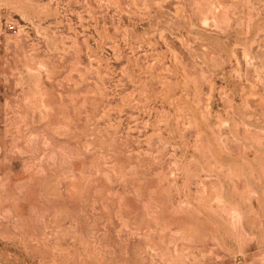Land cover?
<instances>
[{
  "label": "rangeland",
  "instance_id": "rangeland-1",
  "mask_svg": "<svg viewBox=\"0 0 264 264\" xmlns=\"http://www.w3.org/2000/svg\"><path fill=\"white\" fill-rule=\"evenodd\" d=\"M0 264H264V0H0Z\"/></svg>",
  "mask_w": 264,
  "mask_h": 264
},
{
  "label": "built area",
  "instance_id": "built-area-1",
  "mask_svg": "<svg viewBox=\"0 0 264 264\" xmlns=\"http://www.w3.org/2000/svg\"><path fill=\"white\" fill-rule=\"evenodd\" d=\"M14 27H13V25H10V29H13Z\"/></svg>",
  "mask_w": 264,
  "mask_h": 264
},
{
  "label": "bare ground",
  "instance_id": "bare-ground-1",
  "mask_svg": "<svg viewBox=\"0 0 264 264\" xmlns=\"http://www.w3.org/2000/svg\"><path fill=\"white\" fill-rule=\"evenodd\" d=\"M218 200V199H217ZM219 203V202H218ZM240 214H241V212H240ZM231 217V216H230ZM239 219V218H238ZM231 220V219H230ZM242 221V220H241ZM233 223V222H232Z\"/></svg>",
  "mask_w": 264,
  "mask_h": 264
}]
</instances>
